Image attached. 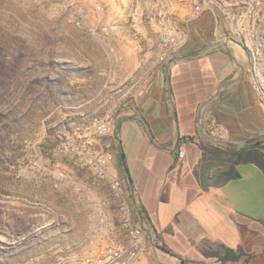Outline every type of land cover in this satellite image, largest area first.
<instances>
[{
    "label": "crops",
    "instance_id": "1",
    "mask_svg": "<svg viewBox=\"0 0 264 264\" xmlns=\"http://www.w3.org/2000/svg\"><path fill=\"white\" fill-rule=\"evenodd\" d=\"M189 41L180 55L225 46L173 62L171 100L165 65H146L133 99L115 116L123 118L113 166L122 174V152L135 206L176 254L153 245L146 230L150 248L140 264H219L200 254L202 239L249 254L246 263L228 264H264V89L240 42L211 15L193 22ZM200 65L213 77L207 92L200 88Z\"/></svg>",
    "mask_w": 264,
    "mask_h": 264
},
{
    "label": "rangeland",
    "instance_id": "2",
    "mask_svg": "<svg viewBox=\"0 0 264 264\" xmlns=\"http://www.w3.org/2000/svg\"><path fill=\"white\" fill-rule=\"evenodd\" d=\"M236 39L264 89V18L247 39ZM148 40L135 48L122 36L74 29L45 3L0 0V63L15 68L0 106V264H48L76 251L90 208L77 200L74 186L93 184L96 196L107 189L56 152V130L79 118L116 116L133 99L141 70L168 61L156 60ZM198 74L207 92L212 74L205 65ZM61 169L71 178L56 188Z\"/></svg>",
    "mask_w": 264,
    "mask_h": 264
},
{
    "label": "built area",
    "instance_id": "3",
    "mask_svg": "<svg viewBox=\"0 0 264 264\" xmlns=\"http://www.w3.org/2000/svg\"><path fill=\"white\" fill-rule=\"evenodd\" d=\"M36 1L45 3L50 14L62 16L68 25L80 31L103 35L105 39L122 36L135 48L141 47L143 38H149L147 43L155 46L159 62L182 53L191 43L193 22L205 14L211 15L227 36L243 39H247L258 19L264 18L259 0ZM114 121L115 115L105 112L65 122L56 130V152L104 184L107 194L96 196L99 187L96 191L93 184L76 183L77 200L90 208L89 228L75 252H64L48 264H140L150 248L126 178L113 166ZM178 155H183L181 149ZM70 178L66 170H58L53 186L58 188Z\"/></svg>",
    "mask_w": 264,
    "mask_h": 264
},
{
    "label": "trees",
    "instance_id": "4",
    "mask_svg": "<svg viewBox=\"0 0 264 264\" xmlns=\"http://www.w3.org/2000/svg\"><path fill=\"white\" fill-rule=\"evenodd\" d=\"M194 53H197V51H190L188 54H194ZM14 70L15 68L14 69L8 68L4 64L0 63V106L5 101L4 95L5 92L8 90V87L12 80L11 71L13 72ZM122 112H123L122 110H119L116 116H120ZM2 118H3V114L0 112V122L2 121ZM116 133H118V128L116 129ZM121 172L124 175L123 170ZM136 211H137V217L139 218V220L142 221L144 227L150 233L152 238V243L158 248H160L162 251H164L165 253L176 256V254H174L171 251V249L168 248L165 245V243L162 242L161 237L156 233L149 218L147 217V215H145L143 209L139 205H137ZM196 248L203 257L213 258L219 264L235 263L241 260L244 263H246L249 257V254H246L244 250L241 248V246H238L236 248H231L222 242H212L208 239H202L199 242H197Z\"/></svg>",
    "mask_w": 264,
    "mask_h": 264
},
{
    "label": "water",
    "instance_id": "5",
    "mask_svg": "<svg viewBox=\"0 0 264 264\" xmlns=\"http://www.w3.org/2000/svg\"><path fill=\"white\" fill-rule=\"evenodd\" d=\"M225 44L224 43H214V44H211L209 46H207L206 48H204L203 50L197 52V53H194V54H183V55H177V56H173L171 57L165 64L164 66V74H165V81H166V86H167V92H168V96H169V99L171 100V88H170V78H169V66L173 63V62H176V61H180V60H190V59H194V58H198L208 52H210L211 50H214L216 48H219V47H224ZM123 117H118L116 120H115V131L116 129L118 128V123L119 121L122 119ZM119 156H120V159H121V162H122V165H123V170L125 172V175H126V178H127V183H128V186L130 188V190L133 191V184H132V180H131V177L129 175V172H128V168L126 166V161H125V158H124V154L122 152H119ZM148 235L150 237V240H151V243H152V238H151V235L150 233L148 232ZM153 244V243H152ZM154 245V244H153ZM157 247V246H156ZM158 248V247H157ZM160 249V248H159ZM178 264H183V262L181 260H179Z\"/></svg>",
    "mask_w": 264,
    "mask_h": 264
}]
</instances>
